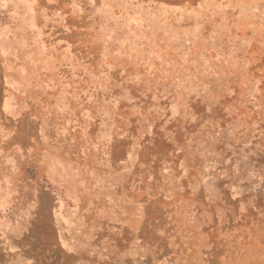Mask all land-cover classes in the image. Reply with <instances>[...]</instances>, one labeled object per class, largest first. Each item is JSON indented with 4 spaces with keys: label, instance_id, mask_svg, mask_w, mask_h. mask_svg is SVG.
I'll list each match as a JSON object with an SVG mask.
<instances>
[{
    "label": "rangeland",
    "instance_id": "1",
    "mask_svg": "<svg viewBox=\"0 0 264 264\" xmlns=\"http://www.w3.org/2000/svg\"><path fill=\"white\" fill-rule=\"evenodd\" d=\"M0 264H264V0H0Z\"/></svg>",
    "mask_w": 264,
    "mask_h": 264
}]
</instances>
